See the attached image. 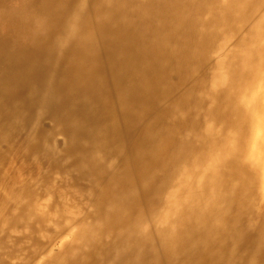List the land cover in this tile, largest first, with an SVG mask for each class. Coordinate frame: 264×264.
Segmentation results:
<instances>
[{
    "label": "bare ground",
    "instance_id": "bare-ground-1",
    "mask_svg": "<svg viewBox=\"0 0 264 264\" xmlns=\"http://www.w3.org/2000/svg\"><path fill=\"white\" fill-rule=\"evenodd\" d=\"M0 264H264V0H0Z\"/></svg>",
    "mask_w": 264,
    "mask_h": 264
},
{
    "label": "rangeland",
    "instance_id": "rangeland-1",
    "mask_svg": "<svg viewBox=\"0 0 264 264\" xmlns=\"http://www.w3.org/2000/svg\"><path fill=\"white\" fill-rule=\"evenodd\" d=\"M61 140V139H60Z\"/></svg>",
    "mask_w": 264,
    "mask_h": 264
}]
</instances>
